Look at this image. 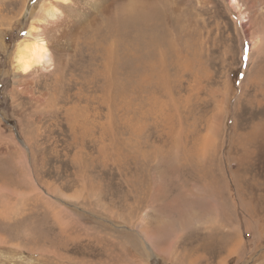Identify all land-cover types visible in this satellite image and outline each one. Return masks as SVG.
Masks as SVG:
<instances>
[{"label": "rangeland", "instance_id": "1", "mask_svg": "<svg viewBox=\"0 0 264 264\" xmlns=\"http://www.w3.org/2000/svg\"><path fill=\"white\" fill-rule=\"evenodd\" d=\"M48 1L0 0V264H264V0H73L33 81Z\"/></svg>", "mask_w": 264, "mask_h": 264}, {"label": "bare ground", "instance_id": "2", "mask_svg": "<svg viewBox=\"0 0 264 264\" xmlns=\"http://www.w3.org/2000/svg\"><path fill=\"white\" fill-rule=\"evenodd\" d=\"M71 1L73 0H49L47 2L46 7L41 6L39 8L38 17L34 19V23H32V25L28 28L26 32V39L22 40L17 44V70L23 75H30V80L33 79L34 75L32 74H34L37 69H43L44 71L51 65V53L47 47V41H45L44 32L47 31L48 28H55L57 30L63 25L64 21L62 8L65 5L71 4ZM87 1L91 2L95 6L101 3V0ZM238 1L239 0H229L227 1V6L229 7L230 11L233 10V12H235V14L237 15V23H239L240 27L242 28L241 30H245V27L247 26L246 23H248L249 21L247 19V22H243V19L248 16L244 11H242V8L240 9ZM103 8H105V5L103 6ZM245 33H247V31ZM260 41L261 39H257V41L255 40L253 43H260Z\"/></svg>", "mask_w": 264, "mask_h": 264}]
</instances>
